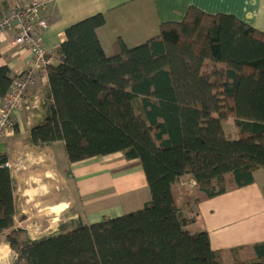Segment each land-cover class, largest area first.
Returning <instances> with one entry per match:
<instances>
[{
    "label": "trees",
    "instance_id": "obj_1",
    "mask_svg": "<svg viewBox=\"0 0 264 264\" xmlns=\"http://www.w3.org/2000/svg\"><path fill=\"white\" fill-rule=\"evenodd\" d=\"M105 24L98 13L66 29L59 64L48 69L52 103L30 141L63 142L69 163L116 153L137 159L151 198L137 211L25 240L0 153V240L16 253L13 264H264V242L214 250L207 230H191L195 217L173 192L191 176L198 203L254 183L264 169V32L192 6L147 42L118 39L107 55L98 35ZM13 80L0 66V98ZM229 119L237 139L224 128Z\"/></svg>",
    "mask_w": 264,
    "mask_h": 264
},
{
    "label": "crops",
    "instance_id": "obj_2",
    "mask_svg": "<svg viewBox=\"0 0 264 264\" xmlns=\"http://www.w3.org/2000/svg\"><path fill=\"white\" fill-rule=\"evenodd\" d=\"M32 0H0V18L15 5H25ZM42 15L48 27L42 30V39L50 51L51 65L59 64V48L67 39L66 29L90 16L103 13L106 24L98 29V35L105 52L110 55L113 45L123 39L129 47L141 45L160 32L164 22L181 21L190 7L194 6L209 14H229L250 26L264 32V0H45ZM16 35L9 30L0 35V66H8L10 75L16 78L33 66V56L29 49L13 45ZM211 68V67H210ZM52 103L48 72H38L35 82L29 87L23 106L14 114V131L0 139V153L8 156L18 200V213L25 212L23 203L32 206L52 208L65 202L62 199L49 200L59 178V172L68 169L75 172L80 181H86L89 193L114 187L121 196L124 192L145 190L148 183L144 170L138 160H127L123 155L122 172L115 176L110 170L108 156L93 157L76 163H69L64 155L63 142L35 146L31 141V129L44 122ZM3 98H0V107ZM59 149L60 158L56 157ZM56 152V153H55ZM58 160V162H57ZM116 172V171H115ZM124 172V173H123ZM103 177L111 181H101ZM115 177V178H114ZM116 181L117 183H114ZM193 177L182 176L173 186L179 207L189 218L195 217L190 228L193 232L207 230L214 250H229L264 242V169L254 172V183L222 195L196 203ZM150 191V190H149ZM115 195V193H114ZM151 198V195H150ZM149 196L145 202L150 200ZM22 202V203H21ZM145 204V203H144ZM69 208H61L60 218L54 224L52 235L66 232L72 228L61 222ZM95 213V212H94ZM93 214L84 223H94L109 218L105 212ZM125 214L122 207L115 212ZM18 216V215H17ZM18 227V220L16 218ZM32 239V238H31ZM13 253L10 246L4 243Z\"/></svg>",
    "mask_w": 264,
    "mask_h": 264
},
{
    "label": "rangeland",
    "instance_id": "obj_3",
    "mask_svg": "<svg viewBox=\"0 0 264 264\" xmlns=\"http://www.w3.org/2000/svg\"><path fill=\"white\" fill-rule=\"evenodd\" d=\"M227 134L233 139L239 137L237 127L232 119L223 123ZM56 157L59 159V149ZM55 152V153H56ZM123 160V154L111 156L106 160V164H113L110 166V170L115 176H119L122 172H117V169L124 166L125 163L120 161ZM58 162V160H57ZM116 171V172H115ZM124 173V172H123ZM59 178L56 181V186L59 191L53 189L52 194L49 195V200L62 199L69 208L62 216V221H66L69 228H74L79 225L82 221L88 220L91 215L105 212L109 217L112 214L116 215L115 212L117 207H122L125 213L137 211L144 206L145 199L149 196L150 191L137 190L124 192L121 196L116 195L118 191L114 187H107L99 192L89 193L86 189V181H80L75 175V172H71L69 169L66 172H59ZM115 178V177H114ZM106 185L111 180L107 177H103L101 180ZM114 183H117L114 181ZM115 193V195H114ZM22 203V202H21ZM25 212H19L17 216L18 225L20 228L25 230L24 239H41L46 236H50L54 231V224L60 218V210L64 204H57L52 208H43L32 206L30 203H23ZM95 212V213H94ZM191 229H194L191 227ZM13 253L8 247L5 246L4 242L0 240V264H13L14 262Z\"/></svg>",
    "mask_w": 264,
    "mask_h": 264
},
{
    "label": "built area",
    "instance_id": "obj_4",
    "mask_svg": "<svg viewBox=\"0 0 264 264\" xmlns=\"http://www.w3.org/2000/svg\"><path fill=\"white\" fill-rule=\"evenodd\" d=\"M45 0H32L22 5L13 6L6 15L0 18V35L14 30L16 35L13 45L27 48L33 56V66L22 75L14 78L12 85L3 98L0 107V139L14 131V114L23 106L24 97L29 87L35 82L38 72H48L51 66L50 51L45 47L42 30L48 27V21L42 15ZM10 166L9 163L6 164ZM196 185V181H192Z\"/></svg>",
    "mask_w": 264,
    "mask_h": 264
},
{
    "label": "bare ground",
    "instance_id": "obj_5",
    "mask_svg": "<svg viewBox=\"0 0 264 264\" xmlns=\"http://www.w3.org/2000/svg\"><path fill=\"white\" fill-rule=\"evenodd\" d=\"M67 207H68V204L64 203L62 208H67Z\"/></svg>",
    "mask_w": 264,
    "mask_h": 264
}]
</instances>
